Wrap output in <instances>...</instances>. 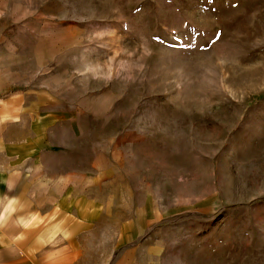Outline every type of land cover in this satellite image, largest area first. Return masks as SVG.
I'll return each mask as SVG.
<instances>
[{
  "label": "rangeland",
  "instance_id": "obj_1",
  "mask_svg": "<svg viewBox=\"0 0 264 264\" xmlns=\"http://www.w3.org/2000/svg\"><path fill=\"white\" fill-rule=\"evenodd\" d=\"M0 179V264H264V0H0Z\"/></svg>",
  "mask_w": 264,
  "mask_h": 264
},
{
  "label": "crops",
  "instance_id": "obj_2",
  "mask_svg": "<svg viewBox=\"0 0 264 264\" xmlns=\"http://www.w3.org/2000/svg\"><path fill=\"white\" fill-rule=\"evenodd\" d=\"M4 109L3 114H8L7 111L10 110L11 105L8 102H2L1 103ZM0 181H4V179H0ZM3 186L0 185V197H8L12 198L14 194V189H7L2 188ZM22 196V194L17 195ZM67 197V194L63 195ZM70 201V200H69ZM72 205V204H70ZM68 206H65V208ZM61 209L62 206H60ZM81 209V208H80ZM3 209L0 208V211ZM68 223V222H67ZM17 222L14 220L11 222V226L16 225ZM65 222L61 224L59 228H65ZM68 230V229H67ZM54 237V238H53ZM51 238H48L43 242V247L39 248L36 252L34 250L33 253L27 252L25 256H23L22 260H40L42 262H48L47 264H72V262L77 260V249L73 248V245L76 243L74 242V238L70 237V235H64L62 238H58L53 236ZM52 245H58L57 247L52 248Z\"/></svg>",
  "mask_w": 264,
  "mask_h": 264
}]
</instances>
